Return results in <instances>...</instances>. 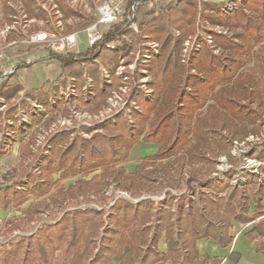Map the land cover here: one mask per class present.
Segmentation results:
<instances>
[{"label":"trees","instance_id":"trees-1","mask_svg":"<svg viewBox=\"0 0 264 264\" xmlns=\"http://www.w3.org/2000/svg\"><path fill=\"white\" fill-rule=\"evenodd\" d=\"M19 1L26 14L45 20L35 0ZM140 1H127L123 21L114 23L89 47L83 60L60 58L63 72L59 76L60 85L49 89L53 90L51 97L42 86L25 91L22 102L35 101L47 113L59 110L63 101L61 86L70 83L75 92H81L86 74L93 83L89 87L90 95L88 100L81 94L76 99L82 105L99 109L108 90L121 85L116 77L120 59L125 66L130 65L140 41L146 40L130 28L134 21L130 6L135 3L138 9ZM54 3L64 16L74 14L62 0H54ZM127 16H130L128 20ZM198 17L204 25L220 29V32H207L211 45L196 35ZM140 33L157 42L159 51L149 62L137 61L134 74L129 76L132 83L128 100L139 103L138 109L130 111L132 123L127 119L126 108L93 126H81V131L90 135L89 138L73 129L53 134L48 140L47 154L36 157L39 176L33 169L24 175L25 160L33 153L28 144L22 145L19 166L24 169L22 175L28 178V183L20 191L13 185H0V211L20 210L28 203L22 212L32 220L48 209L47 202L63 208L66 199L74 200L89 193L105 199L104 191L112 185L131 197L139 196L142 188L165 190L177 184L176 172L184 166L190 168L186 190L176 198L166 190L165 201L146 198L131 202L119 198L107 210L64 211L56 223L43 224L36 234L0 248V264H54L55 261L65 264H165L167 261L171 264H221L218 258L200 256L197 242L212 240L216 246L226 248L233 242V224H247L264 214V184L256 174L245 175L246 182L241 187L232 186L228 174L222 181L199 178L203 168L207 173L214 167L219 154L232 162L233 142L255 132L256 125L263 120L264 0H240L236 8L227 13L212 2L178 0L141 25ZM195 36L199 51H192L184 65L181 63L183 43ZM115 41L116 44L108 46ZM214 50H219V54H214ZM99 66L105 68L108 80L101 76ZM20 68L27 66L17 69ZM141 69L151 77L147 84L152 90L149 99L139 87ZM21 90L19 84H0V96L7 101ZM126 104L128 107L129 103ZM62 110L65 114L69 111ZM29 117L33 122L42 118L32 112ZM21 128L24 133L28 126L24 124ZM29 142L34 144V137ZM142 145H156V152L144 157L133 172L127 173L124 164L131 150ZM249 158L264 160V147H253ZM76 177L79 179L67 187L61 184ZM12 220L6 224L10 226L8 232L26 222L20 218ZM253 232L259 237L255 250L264 255V220L247 236L251 238ZM162 238L169 244L165 252L159 247Z\"/></svg>","mask_w":264,"mask_h":264},{"label":"rangeland","instance_id":"rangeland-1","mask_svg":"<svg viewBox=\"0 0 264 264\" xmlns=\"http://www.w3.org/2000/svg\"><path fill=\"white\" fill-rule=\"evenodd\" d=\"M63 3L70 8L74 14L64 16L59 10L54 0H35L36 6L43 11L45 20L37 19L25 13L24 5L19 0H0V71H6L11 75L0 81L6 85L19 84L22 90L19 91L11 100L7 101L0 96V185H13L17 190H21L28 183V178L23 176V170L20 168V148L24 144H28L32 157L25 160L27 165L26 172L33 169V173L39 176L38 168L36 167L37 158L40 154H47V144L49 138L61 130L73 129L78 131L83 137L89 138L81 131V126H93L98 122L106 120L121 111L126 109L125 114L129 123H132L130 111L138 109L139 103L134 100H128L130 93L129 76L134 74L137 61L149 62L152 58L158 55L159 45L157 42L148 40L147 36H142L140 33L141 25L150 21L157 16L160 9H166L171 4H176L178 0H141L138 9L134 4L130 6L131 18L134 21L130 28L139 36L143 37L144 41H140L138 51L134 52L133 62L125 66L124 60L120 59L119 67L116 70V77L120 79L121 85L118 87L112 86L103 98V105L98 109H94L93 105H82L76 99L78 95H82L88 100L89 87L93 85L89 76H86L85 86L81 92H75L72 84H67L66 87L61 86L60 97L63 99L61 107L52 113H47L35 101L23 103L24 93L27 90L39 89L44 87L46 94L51 97L53 90H49L54 85H58L59 76L62 75V66L60 58H70L75 60H83L87 49L93 45L88 44V29L96 24L101 16L103 8H109L115 11L117 19L112 23L101 24L97 26L98 32L103 35L108 32L114 23H120L124 19L125 10L128 0H62ZM218 4L221 8L232 2V9L236 8L240 0H203ZM8 2V6L6 5ZM10 7V8H8ZM135 8V9H134ZM11 9V11H10ZM135 10V11H134ZM232 11V10H231ZM135 12V13H134ZM130 16L125 19H129ZM196 35L204 38L208 45H211V37L207 35L209 30L220 32L218 27L212 28L204 25L197 18ZM46 31L61 36L75 34L77 37L74 52L71 54L54 55L50 53L46 44L32 42V36L39 32ZM175 35L179 33L174 31ZM123 39L131 41L123 36ZM117 42H109L108 46H113ZM142 53H140L141 51ZM196 49H198L196 51ZM192 51H199V41L196 36L184 41L181 50V63L185 65L190 58ZM214 54L218 55L219 50H214ZM133 54V52H131ZM25 65L27 68L18 67ZM84 63H82V66ZM101 76L108 80V75L103 66H99ZM151 77L145 69L140 70V78L138 80L139 87L142 89L145 97L149 99L152 95V90L148 87V82ZM116 83V82H115ZM136 83H134L135 86ZM60 85V84H59ZM115 85V84H114ZM116 86V85H115ZM127 103H129L128 107ZM52 105L53 102L51 101ZM210 104L207 102V105ZM63 108L68 109V113L63 112ZM39 114L42 118L38 122L31 121L29 113ZM204 112V110H203ZM201 110V113H203ZM27 125L28 128L24 133H21V127ZM9 126V127H8ZM257 130L247 134L245 137L237 139L233 142L230 150L231 156L234 158L231 162L225 155L219 154L215 159L214 167L208 169L209 172L204 173V178H215L222 181L227 174L231 178L230 184L235 187H241L245 184V175L256 174L259 179L264 175V160H256L249 158L253 147L261 145L264 147V117L262 122L256 125ZM72 136V135H70ZM252 136V140L249 137ZM34 137V144H30L31 138ZM249 139V140H247ZM236 143V144H235ZM156 145H142L131 150L128 161L124 164L127 173L134 171L135 166L144 157L152 155L156 152ZM197 166V165H196ZM33 167V168H32ZM198 167V166H197ZM208 168L209 165H206ZM201 168V167H200ZM190 168L184 166L176 173L177 184H171L165 190L159 188L147 190L142 188L139 196L131 197L129 194L121 191L117 186H109L105 191V199L95 197L92 193L85 196L80 195L74 200L66 199L63 208L55 207L48 203L46 209L39 216L33 217L32 220L26 217L22 210L27 209V204L22 205L20 210L1 212L0 211V248H6L9 243L17 241L21 237H29L37 233L38 228L43 224L56 223L64 211L75 210L78 208H105L107 210L115 200L122 198L131 202H138L141 199L150 198L151 200L165 201L164 193L166 190L172 193L176 198L186 190V180L189 177ZM231 173H230V172ZM230 173V174H229ZM58 176H56V179ZM79 177L70 178L61 182L64 187L73 184ZM86 178L85 180H88ZM53 192V189L51 190ZM191 196V195H190ZM223 196V194H221ZM47 198V197H46ZM187 203V200L183 201ZM102 205V207H100ZM12 218L25 219L26 222L20 223V227L16 230L8 232L10 226L6 227ZM54 264H65L60 261H55Z\"/></svg>","mask_w":264,"mask_h":264},{"label":"crops","instance_id":"crops-1","mask_svg":"<svg viewBox=\"0 0 264 264\" xmlns=\"http://www.w3.org/2000/svg\"><path fill=\"white\" fill-rule=\"evenodd\" d=\"M261 220H264V214L247 224H233V242L226 248L216 246L212 240H199L197 242L199 255L218 258L222 261L221 264H264V255L255 250L259 237L255 232L251 234V238L247 236V233ZM262 241L264 242V237ZM159 247L161 251L165 252L169 248V244L162 238ZM111 264H115V262ZM165 264H171V262L167 261Z\"/></svg>","mask_w":264,"mask_h":264},{"label":"built area","instance_id":"built-area-1","mask_svg":"<svg viewBox=\"0 0 264 264\" xmlns=\"http://www.w3.org/2000/svg\"><path fill=\"white\" fill-rule=\"evenodd\" d=\"M233 7L232 2L225 4L222 7V12L227 13L231 12ZM117 19L115 11L110 10L109 8H103L101 12V16L96 24L88 29V44L93 45L96 41L100 40L102 35L98 32L97 26L101 24L112 23ZM33 43L46 44L50 53L54 55H64L67 56L74 52V47L76 46L77 37L75 34H69L61 36L59 34L39 31L32 36ZM198 49H196L197 51ZM1 58V55H0ZM0 65V70H1ZM11 75L10 73H6V71H0V81L4 80L5 77ZM249 139H253L252 136ZM247 139V140H249ZM236 144V143H235ZM260 182L264 184V175H261Z\"/></svg>","mask_w":264,"mask_h":264}]
</instances>
